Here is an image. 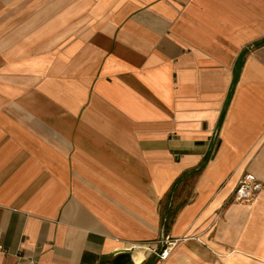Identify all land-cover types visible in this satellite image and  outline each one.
Masks as SVG:
<instances>
[{"label": "crops", "instance_id": "0c3cea01", "mask_svg": "<svg viewBox=\"0 0 264 264\" xmlns=\"http://www.w3.org/2000/svg\"><path fill=\"white\" fill-rule=\"evenodd\" d=\"M262 40L264 0H0V264H264Z\"/></svg>", "mask_w": 264, "mask_h": 264}, {"label": "built area", "instance_id": "2783aa9c", "mask_svg": "<svg viewBox=\"0 0 264 264\" xmlns=\"http://www.w3.org/2000/svg\"><path fill=\"white\" fill-rule=\"evenodd\" d=\"M263 189L262 183L255 178L251 173H245L237 182L233 192L232 200L238 203L251 204L258 197L259 193ZM177 239L161 238L153 242L147 243H133L126 250L130 255V260L133 264V255L137 250L147 249L146 256L143 258L141 264L149 259L150 257H155L156 261L166 260L175 245L177 244Z\"/></svg>", "mask_w": 264, "mask_h": 264}, {"label": "water", "instance_id": "95a60500", "mask_svg": "<svg viewBox=\"0 0 264 264\" xmlns=\"http://www.w3.org/2000/svg\"><path fill=\"white\" fill-rule=\"evenodd\" d=\"M129 261H130L129 253L127 251H123V252L117 254L112 259V264H124V263H128Z\"/></svg>", "mask_w": 264, "mask_h": 264}, {"label": "trees", "instance_id": "16d2710c", "mask_svg": "<svg viewBox=\"0 0 264 264\" xmlns=\"http://www.w3.org/2000/svg\"><path fill=\"white\" fill-rule=\"evenodd\" d=\"M263 43H264V40L254 43L253 46H259V45H261ZM222 117H223V113H222L220 118L222 119ZM205 161H206V159L202 162L201 166L205 163ZM155 261H156L155 257H152V258H149L146 261H144L142 264H154Z\"/></svg>", "mask_w": 264, "mask_h": 264}, {"label": "bare ground", "instance_id": "6f19581e", "mask_svg": "<svg viewBox=\"0 0 264 264\" xmlns=\"http://www.w3.org/2000/svg\"><path fill=\"white\" fill-rule=\"evenodd\" d=\"M144 250H145V252H147L146 248ZM143 256H144V254H142V252H139L138 254L137 253L134 254L133 255L134 263H136V264L139 263L140 264Z\"/></svg>", "mask_w": 264, "mask_h": 264}, {"label": "rangeland", "instance_id": "374dc122", "mask_svg": "<svg viewBox=\"0 0 264 264\" xmlns=\"http://www.w3.org/2000/svg\"><path fill=\"white\" fill-rule=\"evenodd\" d=\"M127 264H133L132 262H128Z\"/></svg>", "mask_w": 264, "mask_h": 264}]
</instances>
